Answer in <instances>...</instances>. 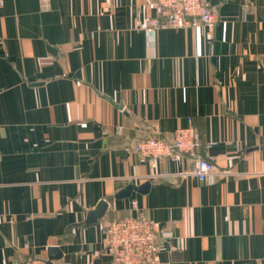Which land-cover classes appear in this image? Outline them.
<instances>
[{
  "label": "crops",
  "instance_id": "crops-1",
  "mask_svg": "<svg viewBox=\"0 0 264 264\" xmlns=\"http://www.w3.org/2000/svg\"><path fill=\"white\" fill-rule=\"evenodd\" d=\"M210 2L152 33L148 0H0V264H113L103 223L138 211L174 233L156 264H264V0ZM190 124L209 182L133 152Z\"/></svg>",
  "mask_w": 264,
  "mask_h": 264
},
{
  "label": "built area",
  "instance_id": "built-area-1",
  "mask_svg": "<svg viewBox=\"0 0 264 264\" xmlns=\"http://www.w3.org/2000/svg\"><path fill=\"white\" fill-rule=\"evenodd\" d=\"M155 16L148 30L180 29L202 25L213 29L217 16L210 0H148ZM201 134L192 124L177 128L171 140L152 137L138 141L133 152L142 160L155 164L163 160L177 161L185 158L193 162L192 175L209 182L214 175V164L200 155ZM163 172L156 176H168ZM155 177V176H154ZM137 202H133L136 208ZM104 243L113 256V264H156L159 254L175 240L174 233L158 221L138 211L136 216L103 223ZM16 264H46L39 257Z\"/></svg>",
  "mask_w": 264,
  "mask_h": 264
},
{
  "label": "water",
  "instance_id": "water-1",
  "mask_svg": "<svg viewBox=\"0 0 264 264\" xmlns=\"http://www.w3.org/2000/svg\"><path fill=\"white\" fill-rule=\"evenodd\" d=\"M148 187H149V182L142 186H128L125 189L118 192L115 195V197L102 200L95 210L88 213L86 222L89 225L97 223L105 215L109 207V202L114 200V198L116 199L128 198L131 196V193L133 191L144 193ZM61 257H62V253L60 252V250L57 247H51L48 249V260L46 261V264H53L54 260H58Z\"/></svg>",
  "mask_w": 264,
  "mask_h": 264
}]
</instances>
